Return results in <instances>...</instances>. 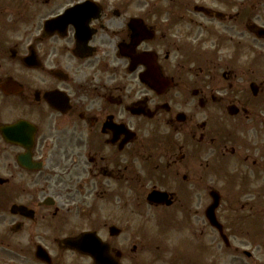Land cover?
<instances>
[{
    "label": "flooded vegetation",
    "instance_id": "flooded-vegetation-1",
    "mask_svg": "<svg viewBox=\"0 0 264 264\" xmlns=\"http://www.w3.org/2000/svg\"><path fill=\"white\" fill-rule=\"evenodd\" d=\"M258 28L264 0H0V264L237 253L224 211L248 218L264 176Z\"/></svg>",
    "mask_w": 264,
    "mask_h": 264
},
{
    "label": "rangeland",
    "instance_id": "rangeland-1",
    "mask_svg": "<svg viewBox=\"0 0 264 264\" xmlns=\"http://www.w3.org/2000/svg\"><path fill=\"white\" fill-rule=\"evenodd\" d=\"M227 176L222 175L223 185L224 179ZM260 181H253L248 185V201L252 206L251 214L246 218V212L240 214H234L228 211H224L225 216H237L238 224L235 225V231L231 235L230 243L237 247L239 251H247L252 254V258L248 259L244 257L241 252L233 254L232 251L227 252V258L224 262L219 264H264V176ZM225 191V199L229 200L233 192H240V190H234L232 185L227 184L223 186ZM241 201L245 199L242 196H238ZM181 241V240H180ZM177 240H170L169 243H164V247H176Z\"/></svg>",
    "mask_w": 264,
    "mask_h": 264
}]
</instances>
